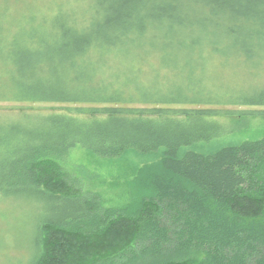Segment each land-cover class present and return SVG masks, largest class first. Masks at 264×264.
Instances as JSON below:
<instances>
[{"label": "trees", "instance_id": "16d2710c", "mask_svg": "<svg viewBox=\"0 0 264 264\" xmlns=\"http://www.w3.org/2000/svg\"><path fill=\"white\" fill-rule=\"evenodd\" d=\"M33 2L0 9V100L28 104L0 123V194L39 201L29 264H264V133L235 135L264 120V0ZM76 147L130 165V203L84 191Z\"/></svg>", "mask_w": 264, "mask_h": 264}, {"label": "rangeland", "instance_id": "374dc122", "mask_svg": "<svg viewBox=\"0 0 264 264\" xmlns=\"http://www.w3.org/2000/svg\"><path fill=\"white\" fill-rule=\"evenodd\" d=\"M5 1L9 2L10 10H16L24 4V12H28L24 8L30 7L25 3L33 2V0H0V9L4 3L6 4ZM46 1L43 0V2ZM75 1L78 0H73ZM245 74L246 72H243L241 76L244 77ZM27 105V103L0 100V123L10 120L24 123L25 118L20 113V109ZM31 108L49 111L61 109V106L34 104ZM62 109L67 108L62 106ZM235 129V133H240L234 134L242 138L259 136L264 133V120L252 117L245 127L238 126ZM5 153L0 149V159ZM60 159L69 175L80 180L84 191L98 193L104 204L122 206L131 202L134 176H132L133 171L130 165L126 162L121 165L119 162L98 159L80 147L73 148ZM38 202L31 197L0 194V264H29L33 256L31 241L34 238V230L40 215Z\"/></svg>", "mask_w": 264, "mask_h": 264}]
</instances>
